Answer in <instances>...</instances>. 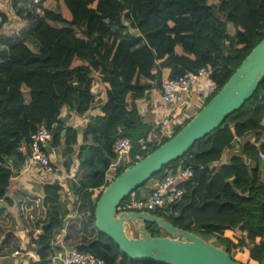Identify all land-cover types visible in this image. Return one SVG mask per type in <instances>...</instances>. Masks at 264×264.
I'll return each instance as SVG.
<instances>
[{"label":"trees","instance_id":"16d2710c","mask_svg":"<svg viewBox=\"0 0 264 264\" xmlns=\"http://www.w3.org/2000/svg\"><path fill=\"white\" fill-rule=\"evenodd\" d=\"M46 1L15 11L18 41L0 61V201L15 202L8 193L25 160L18 146L44 125L52 132L47 148L54 155L51 166L56 168L58 162L69 171L76 163V215L95 230L92 239L74 248L105 264H149L122 255L93 227L95 203L108 184L104 175L114 159L113 144L119 136L132 142L129 162L115 169V177L178 132L198 110L170 137L156 141L155 132L148 139L151 126L142 121L137 101L151 90L160 93L167 79L200 69L209 72L216 86L213 96L264 37V0ZM0 16L1 27L6 17ZM96 83L105 86V101L78 141V132L59 118L64 109L83 116L93 102ZM263 118L264 77L239 109L128 197L153 190L151 182H160L167 170L190 166L193 176L179 185L180 201L150 213L205 241L213 239L211 243L234 260L233 252L241 251L245 260L237 261L242 264H264V163L258 156L264 153V141H246L227 163L213 166L236 139L251 133L261 136ZM39 190L40 196L34 195L40 215L25 235L36 247L35 264H45L51 242L67 231L71 210L55 182ZM145 227L159 236L154 223ZM131 233L136 235L132 229ZM10 238L16 240L12 230L0 247Z\"/></svg>","mask_w":264,"mask_h":264},{"label":"water","instance_id":"95a60500","mask_svg":"<svg viewBox=\"0 0 264 264\" xmlns=\"http://www.w3.org/2000/svg\"><path fill=\"white\" fill-rule=\"evenodd\" d=\"M264 77V37L222 87L167 141L124 169L102 189L94 207L93 226L111 239L122 255L149 264H242L223 249L198 235L178 229L148 212L117 215L119 204L162 167L181 158L195 142L215 130L239 109ZM146 223H154L167 236H152ZM131 228L135 236L128 234Z\"/></svg>","mask_w":264,"mask_h":264},{"label":"built area","instance_id":"2783aa9c","mask_svg":"<svg viewBox=\"0 0 264 264\" xmlns=\"http://www.w3.org/2000/svg\"><path fill=\"white\" fill-rule=\"evenodd\" d=\"M36 12H39V10L37 9ZM215 89L216 86L209 77V72L204 69L196 72H186L167 79L162 84L160 92V100L168 111L171 109L170 113L165 115V117H171L170 115L174 113V117L180 116L182 124L183 120H188L194 111L199 110L208 101ZM117 132L120 134L121 131L118 129ZM51 136V129L40 125L30 136L28 143L22 141L19 144L18 151L25 155L21 172L25 171L30 176L38 177L40 185L52 183L53 180L57 179L59 186H62L64 191H66L65 181L69 178L74 179L76 164L69 170V174L63 173L57 178L56 170L49 163L50 156L47 153ZM131 146L132 142L126 137L119 136L116 139L112 148L114 159L110 162L105 172L104 183H108V179L112 180L114 177V175L110 177L109 172L114 173L119 165L129 162ZM258 156L264 163V153L259 152ZM192 176L193 169L190 166L179 165L174 170H167L164 178L146 195L126 197L119 204L117 215L127 212L150 213L157 207L180 201L183 189L179 185L188 181ZM37 196H40V194H37ZM78 204L79 202L77 201L74 205L77 206ZM74 213H76V210L71 207V216H74ZM18 232L19 248L12 251L9 255L0 256V264L6 259L13 261V264H19L21 261L24 264H35L38 261L36 247L27 240L24 231L18 230ZM51 249V253L45 259V264H105L102 259L90 253L79 251L76 248L64 249L61 253H56L53 248Z\"/></svg>","mask_w":264,"mask_h":264},{"label":"crops","instance_id":"0c3cea01","mask_svg":"<svg viewBox=\"0 0 264 264\" xmlns=\"http://www.w3.org/2000/svg\"><path fill=\"white\" fill-rule=\"evenodd\" d=\"M40 1L42 0H0V14L6 17V20L0 27V61L4 57H6L10 46L18 41L17 40L18 38L14 39V35L17 31V22H18V17L15 14V11L18 9L23 11L30 10L34 6H36V4L39 3ZM12 3H14L15 9L12 8ZM46 3L50 4V0H47ZM92 93H93V102L91 103V107L89 108V110L83 116H75L69 110L64 109L59 118L60 122H64L68 126H72L78 132L77 135L78 141H80L83 128L89 122V120L91 118H95L100 115V107L104 103L103 101H105V97H106L105 86L100 83H96L95 86L92 88ZM137 106L139 113L142 116V121L144 123H148L151 126V131L148 134V139H151L150 137L152 135V132H155L154 138L156 139V141H160L161 139L170 137L174 131V128L177 125L182 126L183 123L187 120V119L185 121L183 120V123L181 124L180 116L174 117V113L170 115L171 117H165V115L170 113L171 109H169L168 111L167 107L160 100V93L156 92L155 90H151L150 92L147 93L145 97L139 99L137 101ZM262 124L264 125V118L262 120ZM246 141H251L256 145H259L264 141V133L261 136L251 133L241 139H236L235 142L231 145V147L223 151L220 160L214 163L213 166L227 163L233 155L239 153L240 145ZM49 156L51 161L52 160L54 161L53 152L49 153ZM53 169L56 170L55 174L57 175V178H59L63 173L69 174V171H65L63 167L57 166L56 168ZM261 178L264 180V168L261 172ZM27 180L34 181L35 188L30 183L26 182ZM21 181L22 184H18ZM53 182L58 184L57 179L53 180ZM14 183L19 185L18 188L22 187L24 185L23 183H25L26 186L28 187V190L33 191L35 195L40 194L39 178L32 175L30 176L25 171L20 172L19 174L13 177L12 186L8 193L9 197L12 196L11 191L12 189H14L13 187ZM74 183H75V179L69 178L65 181L64 184L67 190L64 191L62 186L60 187L61 200L66 202L69 208L70 206L72 207L78 201V192H76L73 188ZM156 184H157L156 182H151L149 186L151 188H154ZM24 188L26 189V187ZM92 192H93L92 196L94 198L97 192L95 190H93ZM149 192H150L149 190L144 189L141 190L139 194L140 196H144ZM71 215L72 214L70 213V215L66 217L67 220H69V222L71 219L75 218L76 213H74V216ZM70 236L71 235H65V232L60 233L51 242V248H53L56 253H61L64 249L73 248V247H67L68 241L69 240L72 241ZM242 255L243 257L245 256L244 253H242Z\"/></svg>","mask_w":264,"mask_h":264},{"label":"rangeland","instance_id":"374dc122","mask_svg":"<svg viewBox=\"0 0 264 264\" xmlns=\"http://www.w3.org/2000/svg\"><path fill=\"white\" fill-rule=\"evenodd\" d=\"M54 164L56 165V167H60L58 162H55ZM108 174L110 177L114 175L113 172H109ZM110 181L111 179H108V183ZM26 182L30 183L35 188L34 181L27 180ZM18 184H22V181ZM23 184L24 185L22 187L18 188L19 185L14 183V189H12L11 191V197L12 199L14 197L13 201H15L13 204L9 205L4 201H0V207L2 208L0 210V243L9 230H12V233L16 238V240L10 238L5 243L1 244L2 246L0 247V256L9 255L14 249L19 248L20 242L18 240V230H22L26 234V230L34 229V222L40 215V204L37 202V200H35L34 192L28 190V187L25 183ZM24 187H26V189ZM72 207H74V210L77 211L75 205H73ZM84 221L87 222L86 218L84 219L83 217H80L78 213L77 215H75V218L71 219L68 223L67 231L65 232L64 230V232L65 235H71L70 238L72 239V241L69 240L67 243L69 246L74 248L75 245L86 243L88 240L92 239L95 236V230L92 229V226L90 225L91 223L89 224V222H87L89 224L87 225L86 222L84 224ZM126 231L128 234H131V228L127 229ZM158 231L159 236H167V233L162 229L159 228ZM81 236L83 238H81ZM212 240L213 239H211L209 242L211 243ZM233 256L236 258V260H245L241 251L235 250L233 252ZM2 262L4 263V261ZM7 264H13V261H9ZM19 264H24V262L21 261Z\"/></svg>","mask_w":264,"mask_h":264},{"label":"bare ground","instance_id":"6f19581e","mask_svg":"<svg viewBox=\"0 0 264 264\" xmlns=\"http://www.w3.org/2000/svg\"><path fill=\"white\" fill-rule=\"evenodd\" d=\"M127 230V229H126Z\"/></svg>","mask_w":264,"mask_h":264}]
</instances>
